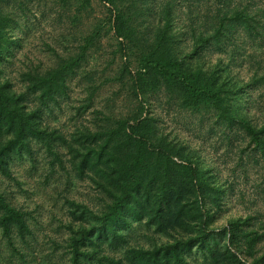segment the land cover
<instances>
[{
	"label": "trees",
	"instance_id": "obj_1",
	"mask_svg": "<svg viewBox=\"0 0 264 264\" xmlns=\"http://www.w3.org/2000/svg\"><path fill=\"white\" fill-rule=\"evenodd\" d=\"M30 1L0 0V264H264V0H55L67 30L22 60ZM42 162L48 244L11 190Z\"/></svg>",
	"mask_w": 264,
	"mask_h": 264
},
{
	"label": "rangeland",
	"instance_id": "obj_2",
	"mask_svg": "<svg viewBox=\"0 0 264 264\" xmlns=\"http://www.w3.org/2000/svg\"><path fill=\"white\" fill-rule=\"evenodd\" d=\"M51 1L55 0H47L46 3L44 0H32L28 4L26 13H28L29 19L27 23L29 24L30 32H27L26 35L23 36V45L19 54V58L22 60L25 55L29 57H42L45 55L41 43L45 41L49 42L50 38L55 36L54 27L67 30V25L63 22L57 21L59 22L58 24L54 23V13H56V11ZM100 11L101 9L98 10V12ZM43 12L44 17L42 18ZM37 20L39 21V25L35 24ZM31 24L35 25L31 26ZM36 27L39 28L37 31L31 29ZM60 123L63 127H68V123L64 116L60 118ZM167 125L169 126V121H167ZM218 164H222V161L220 160ZM36 165L37 171H29L26 163L21 165L17 170L16 176L19 181L22 182L21 188L23 191L19 192L13 185L11 186V190L16 192L14 198L19 205L36 212L38 221L43 224V230L39 233V242L40 244H48L47 239L44 237L45 232L50 236H55L58 221L60 219L67 220L66 210L63 207V197H57V194L61 192L63 186L60 184L56 186L55 184L61 182L58 178V174L50 178L49 184L46 185L45 170L47 167L43 165V162ZM253 177L254 175L249 178ZM237 184L239 185L238 181ZM240 189L243 194L241 198L236 195L235 197H230L227 201V211L224 214L225 219L231 216L247 215L251 212L254 198L252 196V194H254V186L251 180L241 183L238 186V190ZM90 194H92L91 188L86 183L82 182L75 183L72 188L65 191V195L69 198H75L84 202L87 201ZM261 201L264 208V199ZM45 240L47 243H45Z\"/></svg>",
	"mask_w": 264,
	"mask_h": 264
}]
</instances>
